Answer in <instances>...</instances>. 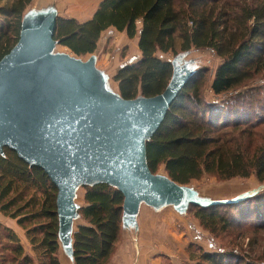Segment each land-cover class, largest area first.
Listing matches in <instances>:
<instances>
[{"label": "trees", "instance_id": "1", "mask_svg": "<svg viewBox=\"0 0 264 264\" xmlns=\"http://www.w3.org/2000/svg\"><path fill=\"white\" fill-rule=\"evenodd\" d=\"M31 1L0 0V59L17 42ZM181 5L176 0H102L85 22L57 15L53 38L75 56H84L96 50L101 33L109 27L128 38L138 36L139 59L119 67L113 77L124 99L151 97L165 89L173 64L158 53L172 52L174 58L193 47L212 50L221 58L210 83L216 97L264 72V0H186ZM203 73L194 70L146 141L148 168L157 174L163 167L164 174L179 185L204 174L221 180L254 175L264 183V115L257 114L264 85L217 105L201 96ZM254 139L260 144H253ZM82 187L83 205L77 208L82 223L72 234L73 263L106 264L121 240L124 197L106 183ZM261 191L235 203L191 204L186 211L194 209L195 218L212 234L227 231L238 222L234 214L227 215L228 208L261 196ZM56 192L41 168L29 166L13 150L3 148L0 212L23 230L31 253L11 228L0 224V264H60ZM190 257L199 259L196 264L241 263L234 253L200 250Z\"/></svg>", "mask_w": 264, "mask_h": 264}, {"label": "water", "instance_id": "2", "mask_svg": "<svg viewBox=\"0 0 264 264\" xmlns=\"http://www.w3.org/2000/svg\"><path fill=\"white\" fill-rule=\"evenodd\" d=\"M56 16L53 7L28 10L17 42L0 59V154L4 147L13 150L55 185L58 238L69 257L79 187H117L124 197L122 228L135 230L141 204L172 206L184 214L191 204L235 203L264 188L262 184L231 199H210L165 174H153L146 162V141L196 68L182 62L186 53H181L172 59L173 73L161 93L124 99L110 91L109 78L96 67L94 55L81 60L54 52Z\"/></svg>", "mask_w": 264, "mask_h": 264}, {"label": "rangeland", "instance_id": "3", "mask_svg": "<svg viewBox=\"0 0 264 264\" xmlns=\"http://www.w3.org/2000/svg\"><path fill=\"white\" fill-rule=\"evenodd\" d=\"M185 1L176 0V4L177 6H182L181 4H184ZM54 2L55 0H52V3ZM39 3L38 0H32L26 10L39 7ZM112 33L115 34L116 32ZM112 33L107 34L103 49L99 51V54L98 52L96 53L99 59L96 67L111 79L110 82L114 85L115 89L110 85V91L116 93L118 86L113 77L119 67L128 63L125 58L128 56V47H121L119 45L116 47L114 42L110 43V40L113 39ZM124 34L126 33L124 32ZM54 52L68 53L81 60H87L88 57L87 55L75 56L66 47L58 44ZM176 52H180L179 47H177ZM174 55L172 52L165 54L158 53L159 57L167 60H172ZM184 61H188L190 66H193L196 70H204V84L201 96L209 103L225 105L230 97L238 92L245 91L250 87L264 85L263 72L253 80L243 84L239 89L216 97L210 89V83L216 67L221 62V58L216 56L210 49H195L193 47L186 53L182 62ZM260 102L261 108L264 105V98ZM256 105L257 103L255 102L254 106ZM260 108L257 110V114L264 115V109L260 110ZM220 118L223 119V116L220 115ZM253 144H260L259 139H254ZM158 173L164 174L163 167H159ZM262 184L264 183H260L254 175L248 178L236 177L229 180H221L217 176L204 174L199 179L190 181L187 186L196 190L202 197L231 199L237 195L251 192ZM83 193V187H79L76 190L75 202L77 204L83 205ZM228 210L227 215L234 214L233 216L238 218V222H234L227 231H218L212 234L201 226L199 220L195 218L194 209L192 208L180 215L171 206L154 212L146 205H142L140 219L145 222L144 231L140 234L139 229H132L126 233V236L128 234L133 243H136L137 237L150 240L151 246H153L151 247L153 252H150L152 254L151 258L153 260L155 258L160 259V262L157 264H196L199 259L191 258L190 255L192 252H199L200 250L211 253H234L241 261L240 264L264 263V188L261 191V196L254 197L235 207H230ZM80 223H82L81 219H75L73 230ZM25 242L24 248L30 254L31 245L29 242ZM149 246V244H145L144 248L147 249ZM137 248H139L138 245H133L134 252ZM147 253L149 252L147 251ZM59 260L62 264H72L73 262L72 258L61 247L59 250Z\"/></svg>", "mask_w": 264, "mask_h": 264}, {"label": "crops", "instance_id": "4", "mask_svg": "<svg viewBox=\"0 0 264 264\" xmlns=\"http://www.w3.org/2000/svg\"><path fill=\"white\" fill-rule=\"evenodd\" d=\"M101 1L102 0H55L54 2L55 4H54L52 3V0H38V2H40L39 7H33L30 9L43 11L49 7H53L56 10L57 15L61 17L73 18L77 20L78 22H85L92 18L93 14L97 10L98 5ZM30 9L25 10L24 14ZM112 32H116V33L113 34ZM109 33L113 34V39L110 40V43L114 42L116 47L118 45L121 47H128V56L125 57L128 63H131L139 59L140 51L138 49V36H135L133 38H128V36H126L124 32H119L113 27H109L101 33L100 38L97 42L96 50L92 54H87L88 56L87 59L91 55H94L96 57V64H97V61H99V59L96 53L98 52L99 54V51L103 49L104 44L106 43V38H107L106 36H108L107 34ZM110 81L111 79H109V83L115 89L114 85H112ZM142 205H146V204H141L138 214L136 216V222H137V226L139 229L138 231H140V234L145 229V222L142 219H140V211H141ZM146 206L149 207L154 212H158L163 208L169 207V206H164L159 209H155L149 205H146ZM173 210L176 211L174 208ZM0 224H3L11 228L20 238V241L23 247H25L24 242L26 238L24 236V232L16 224V221L14 219L6 217L0 212ZM129 230H132V228L122 229L121 240L117 244L112 256L110 257V259L108 260L106 264H157L159 263L160 262L159 258H155V260L151 258L152 254L150 252L151 251L153 252V249L151 250V247L153 246H151L152 243L150 242V240L144 239L142 237H137L136 243H133L131 237L128 234L126 236V233ZM144 241L146 245L147 244L150 245L149 248L147 249L144 248L145 246ZM25 243H28V242L26 241ZM133 245L135 246L138 245L139 247L137 248V250H135V252L133 249ZM147 251L149 253H147ZM66 264H69V263H66ZM72 264L74 263L72 262Z\"/></svg>", "mask_w": 264, "mask_h": 264}]
</instances>
